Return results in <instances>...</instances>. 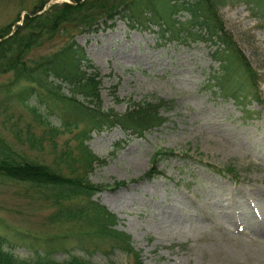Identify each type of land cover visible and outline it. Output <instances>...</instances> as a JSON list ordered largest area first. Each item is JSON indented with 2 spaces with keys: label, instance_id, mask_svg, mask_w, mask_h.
<instances>
[{
  "label": "rangeland",
  "instance_id": "obj_1",
  "mask_svg": "<svg viewBox=\"0 0 264 264\" xmlns=\"http://www.w3.org/2000/svg\"><path fill=\"white\" fill-rule=\"evenodd\" d=\"M57 1L63 0H49L46 7ZM34 3L0 0V26L18 16L21 21ZM210 3L256 70L257 97L244 81L234 83L238 99L210 86V73L218 64L210 40L196 26L189 28L199 33L195 38L187 28L178 36H160L155 25L120 16L112 27L75 35L101 74L102 109L123 113L139 100H171L160 110L166 119L142 136L116 125L94 129L87 140L106 160L94 163L88 178L109 185L93 198L117 214L116 227L131 234L143 264H264V17L241 0ZM178 18L190 15L183 12ZM66 38L56 37L35 54L60 46ZM7 78L0 76V82ZM27 122L42 137V145L30 148L26 143L17 149L48 163L60 160L61 151L77 155L73 132H50L25 106L1 92L0 130L16 146L11 129L18 126L24 133ZM161 148L179 156L160 161L163 175L140 178ZM122 180L125 184L114 185ZM56 207L28 182L0 175V218L17 255L31 253L33 243L24 234L33 237L59 228L48 223ZM108 246H75L53 255L63 259L76 254L100 264L129 261L118 248L106 251Z\"/></svg>",
  "mask_w": 264,
  "mask_h": 264
},
{
  "label": "trees",
  "instance_id": "obj_2",
  "mask_svg": "<svg viewBox=\"0 0 264 264\" xmlns=\"http://www.w3.org/2000/svg\"><path fill=\"white\" fill-rule=\"evenodd\" d=\"M210 1L63 0L46 7L49 0H35L21 24H16L18 16L0 26V76L8 75L7 80L0 82V93L25 106L50 132H73L76 143L72 148L78 149L75 156L61 151L64 156H60V160L48 163L17 149L26 143L30 148L42 145V137L34 133L29 122L25 124L24 133L18 126L11 129L19 146L0 130V175L28 182L29 187L57 205L48 215V223L59 226L38 236L24 234L30 243H38V246L29 244L31 253L24 257L14 251V244L4 232V219L0 218V264H100L76 254L58 259L53 253L56 250L68 253L75 246L97 250L105 244H109L106 251L114 248L123 251L129 257L126 264H143L131 235L116 227V213L93 198L97 191L109 185L96 184L88 178L93 164L106 160L89 148L87 140L94 129L116 125L142 136L166 119L160 110L168 107L171 100H139L123 113L102 109L101 74L75 35L112 27L120 16L132 23L153 24L161 30L160 36H178L187 28L195 38L199 33L189 28L196 26L210 40L212 58L218 64L210 73V86L238 99L233 86L237 81H244L257 97V72L223 28ZM241 1L264 17V0ZM183 12H187L190 19H179L178 15ZM58 36L67 38L60 46L35 54L37 48ZM244 112V116L249 115ZM176 156L179 154L172 149L156 150L151 157V167L140 178L152 179L163 174L160 161ZM223 169L232 171L230 166ZM235 177L234 173L230 176L234 181ZM122 184H125L123 180L114 185Z\"/></svg>",
  "mask_w": 264,
  "mask_h": 264
},
{
  "label": "bare ground",
  "instance_id": "obj_3",
  "mask_svg": "<svg viewBox=\"0 0 264 264\" xmlns=\"http://www.w3.org/2000/svg\"><path fill=\"white\" fill-rule=\"evenodd\" d=\"M258 214H259V215H262V213H260V212H258ZM263 219H264V218H263ZM258 222H259V221H258ZM260 222H262V221H260ZM254 224H255V223H254ZM254 224H252V226H253Z\"/></svg>",
  "mask_w": 264,
  "mask_h": 264
},
{
  "label": "water",
  "instance_id": "obj_4",
  "mask_svg": "<svg viewBox=\"0 0 264 264\" xmlns=\"http://www.w3.org/2000/svg\"><path fill=\"white\" fill-rule=\"evenodd\" d=\"M22 21H17L16 24H21Z\"/></svg>",
  "mask_w": 264,
  "mask_h": 264
}]
</instances>
